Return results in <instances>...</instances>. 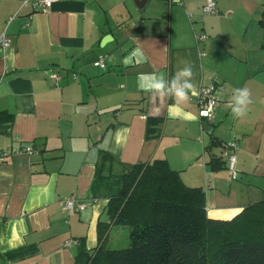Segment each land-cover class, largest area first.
Instances as JSON below:
<instances>
[{"label":"crops","instance_id":"crops-1","mask_svg":"<svg viewBox=\"0 0 264 264\" xmlns=\"http://www.w3.org/2000/svg\"><path fill=\"white\" fill-rule=\"evenodd\" d=\"M31 1L0 0L9 40L0 47V111L11 115L0 121V150L8 151L0 264H74L77 245L67 240L97 245V223L108 218L95 178L100 150L121 164L166 159L186 185L205 191L212 218L264 198V0H214L212 14L202 10L206 0H56L46 10ZM100 58L104 68L94 63ZM185 62L195 85L187 103L146 90L152 76L170 80ZM210 83L212 121L198 103ZM244 87L253 102L237 120L228 104ZM147 117L157 120L150 136ZM117 129L127 133L114 154ZM230 141L238 144L234 175L210 162ZM24 145L34 151H19ZM68 197L86 206L70 213ZM115 230L128 240L124 227Z\"/></svg>","mask_w":264,"mask_h":264},{"label":"trees","instance_id":"trees-1","mask_svg":"<svg viewBox=\"0 0 264 264\" xmlns=\"http://www.w3.org/2000/svg\"><path fill=\"white\" fill-rule=\"evenodd\" d=\"M9 119L0 111V121ZM155 121L147 117V136L155 132ZM224 161L222 153L210 160L215 169ZM95 178L108 218L97 223L94 248L79 239L74 264H264V198L231 218H212L205 191L186 185L166 159L121 164L104 150ZM111 225L129 227L127 246L105 247Z\"/></svg>","mask_w":264,"mask_h":264},{"label":"built area","instance_id":"built-area-1","mask_svg":"<svg viewBox=\"0 0 264 264\" xmlns=\"http://www.w3.org/2000/svg\"><path fill=\"white\" fill-rule=\"evenodd\" d=\"M56 0H32L30 3L35 10H46L51 4ZM28 2V0H23V3ZM202 10L205 13L212 14L216 12V6L214 0H206L204 5L202 6ZM196 40L202 41L206 35L202 33L194 34ZM9 44V40L4 32L0 33V47H5ZM95 65L104 68L105 63L104 59L100 58L94 62ZM50 76L57 80L59 76L56 73H51ZM215 84L210 83L207 86H203L198 90V103H199V115L201 118H204L208 121H212L214 118V111L217 105V99L214 95ZM238 149V144L236 141H230L223 146L222 155L225 160L226 168L233 175L236 172L235 163H236V155L235 152ZM19 151H23L26 153H32L34 151L31 145L22 146ZM8 155L7 150H0V161H3ZM63 205L68 212L80 211L82 210L86 204L77 200L74 197H68L63 200ZM80 241L77 238L69 239L65 242V245H79Z\"/></svg>","mask_w":264,"mask_h":264},{"label":"clouds","instance_id":"clouds-1","mask_svg":"<svg viewBox=\"0 0 264 264\" xmlns=\"http://www.w3.org/2000/svg\"><path fill=\"white\" fill-rule=\"evenodd\" d=\"M193 66L190 63H184V66L178 68L175 75L169 80L164 75H154L149 80L146 90L158 97L173 98L177 105L185 104L189 101L190 93L195 85L193 83ZM144 87V85H141ZM251 91L244 88L233 90L228 107L234 119L244 118L252 104ZM127 129H117L115 132V146L113 153L121 147Z\"/></svg>","mask_w":264,"mask_h":264},{"label":"rangeland","instance_id":"rangeland-1","mask_svg":"<svg viewBox=\"0 0 264 264\" xmlns=\"http://www.w3.org/2000/svg\"><path fill=\"white\" fill-rule=\"evenodd\" d=\"M120 227H124L126 229V234H128L129 227L128 226H114V229L108 232V237L105 242V247L109 249L122 248L128 245V240L125 241V233L124 236L121 235L120 230L117 231L115 229H119Z\"/></svg>","mask_w":264,"mask_h":264},{"label":"water","instance_id":"water-1","mask_svg":"<svg viewBox=\"0 0 264 264\" xmlns=\"http://www.w3.org/2000/svg\"><path fill=\"white\" fill-rule=\"evenodd\" d=\"M146 0H134L135 4L138 6V7H141L144 3H145Z\"/></svg>","mask_w":264,"mask_h":264}]
</instances>
